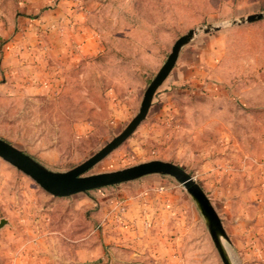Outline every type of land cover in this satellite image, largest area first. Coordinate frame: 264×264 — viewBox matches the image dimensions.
<instances>
[{"label": "rangeland", "instance_id": "rangeland-1", "mask_svg": "<svg viewBox=\"0 0 264 264\" xmlns=\"http://www.w3.org/2000/svg\"><path fill=\"white\" fill-rule=\"evenodd\" d=\"M73 1L64 25L71 54L47 57L41 92L16 89L6 97L0 90V138L53 171L74 167L136 114L180 35L218 26L183 46L145 118L85 174L152 159L180 165L218 214L234 264H264V16L232 22L264 13V0ZM16 32L0 23V62ZM18 73L9 74L11 87L22 82ZM137 194L142 214L162 212L164 199L177 194L174 208L185 214L189 234L167 250L160 234L134 241L124 201ZM112 197L118 212L104 225L99 213ZM2 218L0 264H223L193 199L167 175L58 197L0 157ZM81 243L90 253L83 263L76 257Z\"/></svg>", "mask_w": 264, "mask_h": 264}, {"label": "crops", "instance_id": "crops-1", "mask_svg": "<svg viewBox=\"0 0 264 264\" xmlns=\"http://www.w3.org/2000/svg\"><path fill=\"white\" fill-rule=\"evenodd\" d=\"M75 2L73 0H0V23L17 27V32L6 40L0 62V90L6 97L11 96L10 94L16 89L21 93L33 95L42 91L45 83L41 86L38 81L41 75L50 73L51 70L47 57L55 54L63 55L66 51L69 53L70 36L64 33V25L67 16L74 13L77 5ZM180 54L181 51L177 60L180 59ZM185 61L187 65L188 59ZM16 71L19 72L22 81L17 88L11 87L8 80L9 74ZM116 200L117 198L112 197L106 200L107 205L101 206L103 211L99 215L104 219V225L113 222L118 212L119 201ZM177 200V194H172L171 198L164 199L163 206L166 209H161L162 212L144 211L142 214L139 195L127 196L124 201L127 211L124 215L127 219L128 234L135 237V240L131 239L140 242V235L146 232L150 235V241L154 242L160 238L158 236L160 234L161 245L167 250L173 247L172 241L183 239L185 234H189L185 214L174 208ZM143 223L148 224L144 227ZM170 234L175 236L171 238ZM89 256L88 246L81 243L80 249L76 252L78 261L83 263Z\"/></svg>", "mask_w": 264, "mask_h": 264}, {"label": "water", "instance_id": "water-1", "mask_svg": "<svg viewBox=\"0 0 264 264\" xmlns=\"http://www.w3.org/2000/svg\"><path fill=\"white\" fill-rule=\"evenodd\" d=\"M263 16L264 13L256 12L237 21L232 20V22H251ZM217 28L218 26L205 25L188 29L185 33L180 35L173 42L164 62L146 86L136 114L116 136L81 163L65 171H53L39 163L31 155L2 138H0V157L28 175L46 192L58 197L115 185L147 174L170 176L181 184L193 199L203 217L210 237L214 242L223 264H234L225 245V241L229 242L228 236L226 235L218 214L201 186L180 165L171 161L152 159L116 170L85 174L92 166L120 145L145 118L156 90L169 75L183 46L190 43L199 32L207 33ZM5 223L6 219H0V227Z\"/></svg>", "mask_w": 264, "mask_h": 264}, {"label": "trees", "instance_id": "trees-1", "mask_svg": "<svg viewBox=\"0 0 264 264\" xmlns=\"http://www.w3.org/2000/svg\"><path fill=\"white\" fill-rule=\"evenodd\" d=\"M253 22V21H252Z\"/></svg>", "mask_w": 264, "mask_h": 264}]
</instances>
